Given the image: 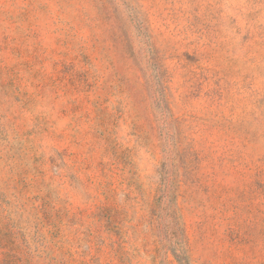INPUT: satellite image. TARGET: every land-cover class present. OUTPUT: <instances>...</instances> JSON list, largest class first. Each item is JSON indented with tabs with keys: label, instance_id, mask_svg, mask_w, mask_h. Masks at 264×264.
I'll return each instance as SVG.
<instances>
[{
	"label": "rangeland",
	"instance_id": "rangeland-1",
	"mask_svg": "<svg viewBox=\"0 0 264 264\" xmlns=\"http://www.w3.org/2000/svg\"><path fill=\"white\" fill-rule=\"evenodd\" d=\"M0 264H264V0H0Z\"/></svg>",
	"mask_w": 264,
	"mask_h": 264
}]
</instances>
